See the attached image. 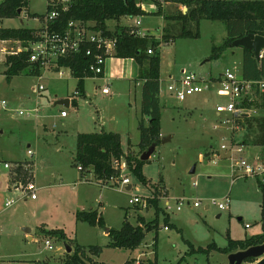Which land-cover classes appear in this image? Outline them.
I'll use <instances>...</instances> for the list:
<instances>
[{"label": "rangeland", "instance_id": "obj_1", "mask_svg": "<svg viewBox=\"0 0 264 264\" xmlns=\"http://www.w3.org/2000/svg\"><path fill=\"white\" fill-rule=\"evenodd\" d=\"M29 2V9L19 17L0 21V27L45 28L48 0ZM149 5L146 2L145 8ZM162 5L165 13L174 12V6ZM136 21L141 22V31L158 39L166 34V29L175 36L181 32L179 24L174 22L166 28L160 16L153 14L121 17L108 21L107 27L111 31L118 26L134 27ZM226 39L224 23L204 20L200 23L198 38H176L174 43H163L158 49L163 73L161 138L142 173L153 185L162 184L166 188V196L160 199L159 218L153 206L143 208L129 204L135 196L151 197L152 191L128 169L124 176L130 180V190L121 184L102 186L92 174L83 177L74 166L78 135L104 130L103 122L106 131L121 135L125 153L134 157L139 155L140 96L127 95L124 89L126 93L114 96L113 100L102 98L101 90H96L98 86L102 88V80L89 78L85 81L87 97H76L77 106L72 105L77 79L68 69L64 70L63 78L55 72L41 71V80L18 76L8 83L4 76L5 60L22 44L0 43V162L11 165L10 171L0 165V264H62L68 255L66 247L70 246L74 252L76 244L86 248L99 247L100 253L92 258L102 264H124L137 257L138 264L148 261L156 264H229V255L219 252L214 251L209 257L189 253L191 248L197 251L210 244L226 248L229 238L243 241L263 234L264 192L259 182L264 185V173L248 176L238 168L239 158L255 166H264V142L257 141L260 134L256 123L242 121L238 128L225 124L224 117L215 114V106L223 101L211 87L185 102L177 101L167 91L170 76L177 78L184 72L204 80L213 76L214 82L227 69L240 74L242 49H228L219 59H211L213 47H222ZM39 85L45 90L35 93L33 88ZM259 97V93L252 96L255 102ZM64 99H70V107L55 105ZM205 99L209 102L205 103ZM3 101L7 102V109L2 107ZM37 109L38 113L35 112ZM18 111L31 114L20 116ZM62 111L67 112L66 118L61 117ZM254 111L253 117H261L260 108L254 107ZM165 137L170 141L162 143ZM223 141L228 142L229 150L221 149ZM240 148L244 152L236 153ZM28 150L34 157L28 155ZM19 165L29 169L23 179L25 182L13 174ZM193 169L195 171L191 173ZM31 182L37 189L36 200L26 193V186ZM226 198L230 199L228 207L219 210L217 205L225 203ZM8 199L15 200L10 208L5 207ZM180 199L191 205L186 204L178 211ZM167 201L169 206H166ZM197 201L203 204L194 208ZM212 201L217 205L207 208ZM91 209L102 214L107 229L120 230L126 215L133 225L141 215L147 221L158 218L159 226L149 232L135 250L110 248L107 231L76 218L78 211ZM25 228L31 229L32 233H25ZM56 230L63 231L72 241L49 234ZM30 237L34 239L31 241ZM47 241L51 242L52 250L47 248Z\"/></svg>", "mask_w": 264, "mask_h": 264}, {"label": "trees", "instance_id": "obj_2", "mask_svg": "<svg viewBox=\"0 0 264 264\" xmlns=\"http://www.w3.org/2000/svg\"><path fill=\"white\" fill-rule=\"evenodd\" d=\"M58 1V0H55ZM154 5L158 8L155 13H147L142 9L144 4ZM54 1L48 0L47 13L50 11ZM163 3L182 6L187 9L184 13L181 9L167 14L164 11ZM29 0H2L0 2V21L19 17L26 9H29ZM67 11L61 13L54 22L47 24L50 31L64 32L72 21H80L87 25L94 24V29L102 31L106 37L117 40L115 57L119 59H133L139 67L137 81L142 82L141 119L139 121L140 131V153L137 157L125 153L122 147L121 135L114 132L102 130L99 133L79 134L77 137V152L74 160L76 168H82V176L92 174L98 183L113 176H120L114 165L126 163L128 171L132 173L143 185L152 192L149 206L156 209L159 218L161 208L160 199L166 196L164 185H153L142 173L143 166L147 162L140 160L141 155L152 145H159L161 138V55L158 52L160 46L174 43L176 38L195 39L199 37V26L201 21L222 22L227 28V39L222 47H213L211 59H219L223 53L232 49L234 41L247 35L254 34L264 36V0H68ZM21 11V13H20ZM163 17L167 22H176L181 27L179 35H172L166 29L163 37L158 39L153 35L139 37L132 34L137 31L135 27L118 26L111 31L107 22L119 20L121 17H144L148 15ZM36 17V15H34ZM45 16V15H44ZM34 17V18H35ZM43 17V16H42ZM42 29L29 28H2L0 27V43L18 42L22 47L39 39L38 34ZM94 46L84 45L83 50L67 59H62L60 66L70 68L73 77L77 79L76 97L85 98V81L92 78L89 75L88 67L91 62L87 56V50L94 51ZM153 54H148L149 50ZM243 64L239 75L245 80H264V56L258 60L252 51L242 49ZM4 76L8 83L18 76L39 77L40 66L30 62L29 53L22 52L11 54L5 60ZM73 105L77 106V100L73 99ZM262 110L261 117H246L243 122L256 123L260 137L259 143L264 142V94L259 100L252 104ZM251 106V105H249ZM242 120L237 121L241 125ZM252 127L253 125H249ZM131 146V144H129ZM149 162V161H148ZM29 169L19 165L13 174L16 177H25ZM25 182V180H23ZM264 192V185L259 182ZM139 211L138 208H135ZM76 218L79 222L87 223L90 226H98L107 231L110 239L109 247L122 250H135L145 240L146 235L158 229V218L147 221L145 217L138 215L137 224L133 225L125 216L123 226L120 230L107 229L105 220L98 210L78 211ZM168 221V218L166 219ZM264 230V225H263ZM49 234L57 235L62 240L68 239L63 231H50ZM264 245V231L246 240H233L229 238L226 248H220L216 244H210L207 248L200 247L197 251L191 248L190 255L203 254L207 257L212 252H219L230 255L238 251H244L251 247ZM101 249L90 246L86 248L76 244L74 252L68 254L62 264H102L94 261L92 256L98 255ZM256 260L250 259L248 263L253 264ZM124 264H138L136 258L128 260ZM140 264H156L150 261Z\"/></svg>", "mask_w": 264, "mask_h": 264}, {"label": "built area", "instance_id": "obj_3", "mask_svg": "<svg viewBox=\"0 0 264 264\" xmlns=\"http://www.w3.org/2000/svg\"><path fill=\"white\" fill-rule=\"evenodd\" d=\"M54 3L50 11L45 15L46 26L38 34L39 39L35 42L30 43L26 47H21L19 50L11 52L10 54H18L22 52L29 53L30 62L40 66L41 71L46 72H55L59 75L60 78L65 76L64 70L68 69L72 74L70 68L60 66L59 62L62 59H67L72 55L78 54L83 50L84 45L94 46V51L87 50L86 55L90 56L91 62L88 67L89 75H92L93 79L101 80L105 77L106 65L110 58L115 57L116 54V44L117 40L113 38L106 37L102 31H97L94 29V26L91 24L85 25L80 21H72L68 24L66 31L57 32L50 31L47 24L49 22L56 21L60 17L61 13L67 11L66 3L68 0H51ZM141 22L137 21L135 28L137 31L132 32V34L139 37L147 36V33L140 30ZM148 54H153V51L150 49ZM263 55V54H262ZM185 73V72H184ZM177 78L170 77V84L167 87V91L170 96L175 97L179 102H185L188 98L200 95L205 93L211 88L215 89L217 96L222 99L223 103H219L215 106V114L218 117H224L225 124L235 125L238 128L237 121L242 120L246 117H253L254 107L252 104L255 103L252 98L255 93L260 95L264 94V80L260 81H249L242 78L241 75L236 74L231 70H226L225 73L215 82L211 79L204 80L197 77L195 74L186 73ZM39 79H42V76H39ZM43 86H37L33 88L35 93H40L44 91ZM103 95H110V88L108 86L101 89ZM77 94V93H75ZM74 99L76 96L74 95ZM259 100V99H258ZM73 102V100L71 101ZM209 100L205 99V103H208ZM251 105V106H249ZM2 107L7 109V102H2ZM38 109L35 111L38 113ZM20 116L30 115L26 111H18ZM67 112L62 111L61 117L66 118ZM234 123V124H233ZM222 150H229V144L226 141H223ZM244 151L242 148L237 149L236 153L242 154ZM250 153L248 152V155ZM28 155L32 158L34 153L31 150H28ZM30 163V162H28ZM5 170L10 171L11 165L9 163H1ZM116 171L120 172V176H113L109 179L100 182L102 186H116L123 185L125 187H131L130 180L124 176L126 172L127 165L126 163H116L114 165ZM238 168L241 169L245 175L252 176L257 173H264V166L259 165L255 166L253 163L248 162L243 158L238 160ZM79 171H82L81 167H78ZM237 176L236 178H239ZM0 179H2V174L0 173ZM132 188V187H131ZM36 187L33 182L28 183L26 186V193L31 196L33 200H36ZM149 198H141L135 196L129 201L130 205L140 206L147 208L149 206ZM178 211H181L183 206L186 204L191 205L189 202L186 203L184 199L179 200ZM230 203V199L226 198L225 203H219L217 205L216 201L207 204V208L210 206H218L219 210H225ZM15 204V200L8 199L5 203L6 208H10ZM203 204L202 201H197L193 204L194 208H199ZM170 203L167 201L166 206H169ZM165 230H168L165 227ZM48 249L52 250L53 246L50 241L46 242Z\"/></svg>", "mask_w": 264, "mask_h": 264}, {"label": "crops", "instance_id": "obj_4", "mask_svg": "<svg viewBox=\"0 0 264 264\" xmlns=\"http://www.w3.org/2000/svg\"><path fill=\"white\" fill-rule=\"evenodd\" d=\"M163 4H166V3H163ZM167 5L168 6H174V10H173L174 12L177 11V9H179V10L181 9L184 12V9L182 6L173 5V4H167ZM155 8L156 7L153 5H149L148 9L145 8V4L142 6V9L144 11H146L147 13H150V14L156 12ZM163 8H164V6H163ZM156 10H157V8H156ZM160 18L163 20V24L166 25L165 26L166 28H167L168 24H171V23L174 24V22H167L161 16H160ZM175 24H176V22H175ZM132 26H134V24ZM232 51H233V54H235L234 50H232ZM138 74H139V67L133 59H119L116 57L110 58L107 62V65H106L105 77L103 79H101L102 84H103L102 88L108 86L110 88V95H103L101 93L103 95L102 98L107 97V98H110L113 100L114 96H120V95L125 94L126 92L128 93L127 95H132L134 93V97L137 98V95L140 96V105H141V101H142L141 89H142L143 84H142V82L137 81ZM212 78L214 79L215 77L212 76L211 79ZM161 80L163 81L162 63H161ZM102 88L100 86H98V87H96V90H99V89L101 90ZM124 89H126V92L123 91ZM138 89H140L139 92H138ZM85 93H86V90H85ZM85 97H87V94ZM136 98H134V99H136ZM75 100H77V99H75ZM139 121H140V119H139ZM101 126L103 127L104 130H107V129H105V127H106L105 122L101 123ZM108 132L117 133V132L111 131V130H108ZM93 133H99V132H93ZM83 134H91V133H83ZM31 233H32V231H31ZM31 238H32V240L34 239L33 237H31ZM137 258H139V257H137ZM248 264H250V263H248Z\"/></svg>", "mask_w": 264, "mask_h": 264}, {"label": "water", "instance_id": "obj_5", "mask_svg": "<svg viewBox=\"0 0 264 264\" xmlns=\"http://www.w3.org/2000/svg\"><path fill=\"white\" fill-rule=\"evenodd\" d=\"M187 12V9H184V13ZM21 13V11H20ZM232 49L235 48H240V49H245L252 51L255 54V57L260 60L263 57V52H264V36H257L254 34L247 35L241 39H238L234 41L231 45ZM57 106L65 107L68 108L70 107V99H64V100H59L55 103ZM170 141V138L165 137L162 139V143H167ZM59 147V146H58ZM157 145L154 144L152 145L146 152H144L140 160L142 162H148L152 155L156 152ZM195 169L191 171V173H194ZM131 187H128L127 190H130ZM242 219L240 218L239 221ZM25 233L30 234L31 229L25 228L24 229ZM30 240L32 238L30 237ZM66 252L70 254L72 252V248L70 246L66 247ZM254 259L256 260L255 263L253 264H264V245H258L251 247L247 250L244 251H238L235 253H232L228 256V263L229 264H244L248 263V260Z\"/></svg>", "mask_w": 264, "mask_h": 264}]
</instances>
